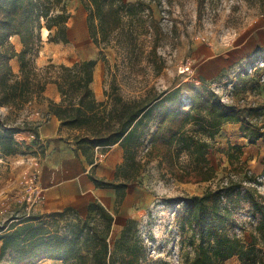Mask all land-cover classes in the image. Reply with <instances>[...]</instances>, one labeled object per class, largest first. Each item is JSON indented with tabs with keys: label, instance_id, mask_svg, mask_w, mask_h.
<instances>
[{
	"label": "trees",
	"instance_id": "obj_1",
	"mask_svg": "<svg viewBox=\"0 0 264 264\" xmlns=\"http://www.w3.org/2000/svg\"><path fill=\"white\" fill-rule=\"evenodd\" d=\"M204 0H200L203 2ZM68 0H0V107H8L9 115L19 114L27 105L44 98L49 83H55L61 95L59 102L50 100V111L74 134L70 136L77 152L95 161V147L121 144L125 161L120 165L126 180L92 179L99 187L116 190L122 202L130 182L138 180L142 163L137 160L146 128L152 120L157 103L168 102L151 134L150 156L166 162L172 176L182 182L214 181L218 178L209 159L212 141L225 123H241V132L251 142L264 138L262 124L257 121L261 107L253 103L224 102L220 94L209 91L197 94L181 106V89L161 91L151 99L126 100L121 95L99 100L92 87L100 58H88L72 64L37 63L43 45V29L48 40L69 42L72 17ZM88 10V23L93 42L103 53L105 48L137 41L140 30L156 28V19L147 24L143 11L148 0H83ZM19 37L22 49L17 50L12 37ZM158 45L154 44L153 53ZM18 58L20 69L14 71L11 60ZM105 59V58H104ZM245 76L248 74L243 73ZM239 77L244 79V75ZM179 102V104H178ZM32 132L38 137V126L27 120L10 123L0 115V159L17 153L24 143L16 135ZM241 160L243 149L237 147ZM186 157L187 160L182 161ZM233 154H229L230 160ZM238 168L243 162L234 163ZM238 170L219 178L201 194L180 197L183 204L178 224L190 246L187 264H226L238 256L239 264H264V202L255 197L252 186H244ZM244 191L255 209L262 215L252 240L247 242L230 233L228 225L234 206ZM116 212L98 199L92 200L87 214L67 206L43 214L29 212L0 223L2 248L0 261L7 264H37L51 259L62 264H170L163 258H152L151 246L139 227V221L129 217L119 236L111 241Z\"/></svg>",
	"mask_w": 264,
	"mask_h": 264
},
{
	"label": "rangeland",
	"instance_id": "obj_2",
	"mask_svg": "<svg viewBox=\"0 0 264 264\" xmlns=\"http://www.w3.org/2000/svg\"><path fill=\"white\" fill-rule=\"evenodd\" d=\"M67 7L72 14L69 42L49 41L43 31V45L37 56L40 66L49 62L72 64L100 58L95 69L96 81L92 85L99 100H107L108 95H121L126 100L151 99L177 85L187 96L181 99L180 105L184 108H189L188 104L197 94L207 96L209 91H214L222 97L229 95L234 101L240 99L241 103H253L262 108L257 121L264 131V0H151L146 2L143 14L147 24L156 19V28L146 27L140 30L134 44L114 45L105 48L104 54L91 37L89 13L83 0H68ZM13 40L20 48V42L15 37ZM154 44L158 45L157 53L152 52ZM211 45L214 47L213 58L219 66L214 70L209 65L216 62L208 64L206 56V48ZM224 55L230 56L231 60L219 65ZM245 72L248 76L243 74ZM240 74L245 78L241 79ZM163 108L157 103L152 109V120L137 155V160L142 163L138 180L129 183L122 202L119 203L117 198L116 204L106 205L117 215L111 241L119 236L124 217H133L139 221L144 236L151 238L147 240L152 258H163L170 264H187L190 246L178 224L183 204L177 200L186 195L201 194L219 178L243 170L241 177L247 172L244 186H252L255 197L264 202V138L251 142L241 132V123L225 130L212 141L208 154L218 178L211 182L178 181L168 171L166 162L160 164L161 159L149 155L150 137ZM0 115L15 123L26 118L27 113L25 108L19 114L20 120L4 109H0ZM63 130L62 139L74 134L68 129ZM238 146L243 149L241 160L237 155ZM22 150L31 156L44 153L42 146L23 145ZM98 152L102 153V149ZM229 154H233L234 163L243 162V165L231 168L233 162ZM185 160L183 157L182 161ZM9 163L4 159L1 169L5 170ZM119 168L113 180H126L123 174L128 166L123 170ZM36 179L32 174V179L25 184L29 188L23 191L10 187L3 189L0 223L29 212L45 214L41 211L42 190ZM233 208L229 232L251 241L253 234L258 235L256 227L262 215L244 197V191ZM81 213L86 215L87 210L82 209ZM176 255H179L178 263ZM7 259L8 256L0 264H7Z\"/></svg>",
	"mask_w": 264,
	"mask_h": 264
},
{
	"label": "crops",
	"instance_id": "obj_3",
	"mask_svg": "<svg viewBox=\"0 0 264 264\" xmlns=\"http://www.w3.org/2000/svg\"><path fill=\"white\" fill-rule=\"evenodd\" d=\"M15 38L21 46L19 48L15 42L14 44L17 50H21L22 43L19 37L16 36ZM13 39L14 37H12V41H14ZM213 51L214 47L212 45L206 48V56L209 58L208 64L216 62L213 58ZM224 56L225 58L219 61V65L228 64L231 60L230 56ZM217 63L209 65V67L214 70L219 67ZM11 65L14 71H19L18 58H13ZM177 88L181 89L180 85L167 90V93ZM180 95V98L187 97L183 93ZM189 98L191 99V96ZM50 100L56 102L61 100L60 92L55 83L47 85L43 99L26 106L27 116L24 119L33 125H37L39 134L36 137L32 132H20L16 137L26 146L30 145L34 148L42 146L44 153L39 152L36 156H31L21 148L17 153L4 158L10 163L9 166H5V170L0 167V202L3 200L2 192L4 188L10 187L15 188L17 191H23L29 188L25 184L32 179V174H35L36 183L42 190L41 211L45 214L62 210L67 206H72L80 211L82 209L87 210L88 204L95 199L101 201L105 206L116 204V190L97 186L92 176L113 180L117 168L124 163L125 148L121 144L102 148V153H95V161L90 163L86 156L77 152L76 145L71 138H61L63 129L66 128H62L58 117L50 111ZM161 104L164 108L169 105L168 102ZM0 109L6 110L9 114L8 107L3 106ZM156 119L158 121V118ZM239 124L225 123L219 135L225 130L238 127ZM4 159H0V166ZM128 218L125 216L122 224ZM1 248L2 241H0V253ZM37 264H62V262L43 259ZM226 264H239L238 256L229 258Z\"/></svg>",
	"mask_w": 264,
	"mask_h": 264
},
{
	"label": "built area",
	"instance_id": "obj_4",
	"mask_svg": "<svg viewBox=\"0 0 264 264\" xmlns=\"http://www.w3.org/2000/svg\"><path fill=\"white\" fill-rule=\"evenodd\" d=\"M256 69V68H255ZM254 69V70H255ZM252 71H253V69H252ZM222 97V96H221ZM222 101H224V102H233L234 100H233V98L231 97L230 98V96L228 95V96H225V97H222ZM185 103H186V100H185ZM103 147L102 146H96L95 147V153H97L98 152V150H100V149H102ZM176 259H177V263L179 262L178 260H179V255H176ZM173 264V263H172Z\"/></svg>",
	"mask_w": 264,
	"mask_h": 264
},
{
	"label": "bare ground",
	"instance_id": "obj_5",
	"mask_svg": "<svg viewBox=\"0 0 264 264\" xmlns=\"http://www.w3.org/2000/svg\"><path fill=\"white\" fill-rule=\"evenodd\" d=\"M43 31L45 32V35H48L49 31H48L47 28H44ZM44 32H43V33H44Z\"/></svg>",
	"mask_w": 264,
	"mask_h": 264
}]
</instances>
